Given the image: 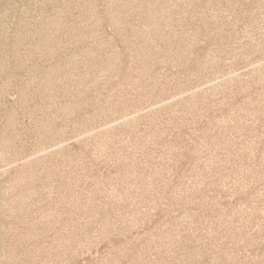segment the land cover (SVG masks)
Masks as SVG:
<instances>
[{
    "label": "rangeland",
    "instance_id": "374dc122",
    "mask_svg": "<svg viewBox=\"0 0 264 264\" xmlns=\"http://www.w3.org/2000/svg\"><path fill=\"white\" fill-rule=\"evenodd\" d=\"M0 264H264V0H0Z\"/></svg>",
    "mask_w": 264,
    "mask_h": 264
}]
</instances>
